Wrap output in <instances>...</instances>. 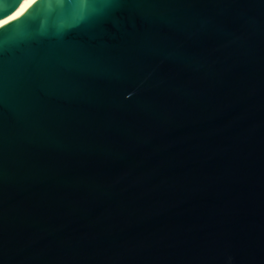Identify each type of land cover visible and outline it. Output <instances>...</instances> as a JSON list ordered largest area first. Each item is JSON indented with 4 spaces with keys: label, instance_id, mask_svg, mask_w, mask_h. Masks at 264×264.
Instances as JSON below:
<instances>
[{
    "label": "water",
    "instance_id": "obj_1",
    "mask_svg": "<svg viewBox=\"0 0 264 264\" xmlns=\"http://www.w3.org/2000/svg\"><path fill=\"white\" fill-rule=\"evenodd\" d=\"M0 0V264H264V0Z\"/></svg>",
    "mask_w": 264,
    "mask_h": 264
},
{
    "label": "bare ground",
    "instance_id": "obj_2",
    "mask_svg": "<svg viewBox=\"0 0 264 264\" xmlns=\"http://www.w3.org/2000/svg\"><path fill=\"white\" fill-rule=\"evenodd\" d=\"M2 19V18H1ZM1 19H0V22H1Z\"/></svg>",
    "mask_w": 264,
    "mask_h": 264
},
{
    "label": "snow or ice",
    "instance_id": "obj_3",
    "mask_svg": "<svg viewBox=\"0 0 264 264\" xmlns=\"http://www.w3.org/2000/svg\"><path fill=\"white\" fill-rule=\"evenodd\" d=\"M18 3H19V0H18ZM18 3H17V4H18Z\"/></svg>",
    "mask_w": 264,
    "mask_h": 264
}]
</instances>
